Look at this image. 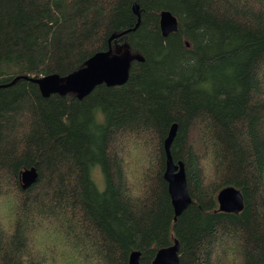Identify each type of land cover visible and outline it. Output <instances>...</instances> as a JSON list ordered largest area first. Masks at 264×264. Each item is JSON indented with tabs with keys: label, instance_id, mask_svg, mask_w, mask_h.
Masks as SVG:
<instances>
[{
	"label": "trees",
	"instance_id": "obj_1",
	"mask_svg": "<svg viewBox=\"0 0 264 264\" xmlns=\"http://www.w3.org/2000/svg\"><path fill=\"white\" fill-rule=\"evenodd\" d=\"M162 11L178 21L165 37ZM124 31L110 42L131 58L124 84L79 98L44 96L33 81L83 67ZM173 124L170 155L191 197L176 219L164 179ZM129 148L137 165L149 159L139 195ZM31 168L37 179L23 189ZM228 186L241 192L239 212L219 209ZM9 199L0 264H43L36 244L52 264H129L135 250L151 264L174 240L179 264H264V0H0V200ZM46 230L68 249L64 262L41 245Z\"/></svg>",
	"mask_w": 264,
	"mask_h": 264
},
{
	"label": "water",
	"instance_id": "obj_2",
	"mask_svg": "<svg viewBox=\"0 0 264 264\" xmlns=\"http://www.w3.org/2000/svg\"><path fill=\"white\" fill-rule=\"evenodd\" d=\"M133 10L138 13V6L134 3ZM160 29L162 35L168 36L177 30V19L168 11L160 13ZM118 33L109 40V47L106 51L96 52L85 63V65L70 74L60 77L57 74H49L33 79L38 84L41 93L48 96L51 93L65 94L74 92L77 97L82 98L90 93L93 88L101 83L108 86L122 85L128 78V70L131 58L128 55L120 57L112 52L111 40L122 34ZM137 60L142 57L135 56ZM23 78H27L23 76ZM13 82V81H12ZM176 132V124L170 128L169 134L164 142L166 153V169L164 179L168 183V191L174 210V219L179 216L191 203V197L187 189L185 168L181 162L175 164L170 155V146ZM37 179L35 168L25 169L21 173L22 188L28 187ZM219 209L225 212H239L243 208L241 192L232 187H224L217 194ZM179 242L174 240L172 245L157 250L151 264H179ZM140 252L132 251L129 256V264L139 263Z\"/></svg>",
	"mask_w": 264,
	"mask_h": 264
},
{
	"label": "rangeland",
	"instance_id": "obj_3",
	"mask_svg": "<svg viewBox=\"0 0 264 264\" xmlns=\"http://www.w3.org/2000/svg\"><path fill=\"white\" fill-rule=\"evenodd\" d=\"M178 22V21H177ZM124 55V54H121ZM127 146V143H125L124 147ZM129 150V151H128ZM127 151L131 152L130 154L127 155L128 152H126V155L123 156L124 159V166H125V172L128 178V183L129 186L133 192L134 195H139L143 192V183H145V180L147 179V175H148V171L146 170L149 164V159L147 157V161L148 164L147 166H140L137 165L135 161H137L138 159H140L141 157H139L137 155V153L139 152V150L137 149H133V148H129ZM145 154H147V152L142 154V157L145 156ZM210 160L209 159H204L202 164L203 166H205V170L208 171V173H211V164H210ZM92 177L95 181V184L97 186V188L102 191L105 187V181H104V177H103V173L100 169L99 165H94L92 168ZM11 199H9L8 202L3 203L0 200V208L2 210L5 209L4 205L10 204ZM0 209V210H1ZM45 234L48 236V240L45 242H42L41 245H45V246H51V248L55 249L57 251V256L59 259H61L62 261L64 259H62V257L67 258L66 252H69L68 249L63 245V243L60 241H58L56 239L55 234H53L51 231L46 230ZM35 242L37 243L38 238H35ZM40 244H36V249L39 250L40 254L43 256L44 258V263L43 264H52L51 259H56V256L51 253H46L43 249V247L39 246ZM64 262V261H63ZM56 264H61V263H56ZM230 264V263H228Z\"/></svg>",
	"mask_w": 264,
	"mask_h": 264
},
{
	"label": "bare ground",
	"instance_id": "obj_4",
	"mask_svg": "<svg viewBox=\"0 0 264 264\" xmlns=\"http://www.w3.org/2000/svg\"><path fill=\"white\" fill-rule=\"evenodd\" d=\"M120 57H124L125 56V54L124 55H119Z\"/></svg>",
	"mask_w": 264,
	"mask_h": 264
}]
</instances>
